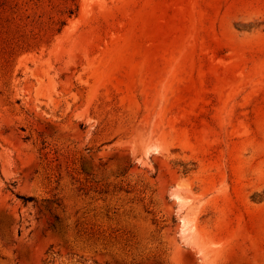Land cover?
Returning <instances> with one entry per match:
<instances>
[{
  "label": "rangeland",
  "instance_id": "374dc122",
  "mask_svg": "<svg viewBox=\"0 0 264 264\" xmlns=\"http://www.w3.org/2000/svg\"><path fill=\"white\" fill-rule=\"evenodd\" d=\"M0 264H264V0H0Z\"/></svg>",
  "mask_w": 264,
  "mask_h": 264
},
{
  "label": "trees",
  "instance_id": "16d2710c",
  "mask_svg": "<svg viewBox=\"0 0 264 264\" xmlns=\"http://www.w3.org/2000/svg\"><path fill=\"white\" fill-rule=\"evenodd\" d=\"M21 198L25 201V202H29V201H34V197L29 196V197H25V196H21Z\"/></svg>",
  "mask_w": 264,
  "mask_h": 264
}]
</instances>
